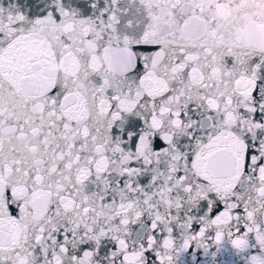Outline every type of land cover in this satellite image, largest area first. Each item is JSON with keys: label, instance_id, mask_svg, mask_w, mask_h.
Segmentation results:
<instances>
[{"label": "snow or ice", "instance_id": "6c2138e0", "mask_svg": "<svg viewBox=\"0 0 264 264\" xmlns=\"http://www.w3.org/2000/svg\"><path fill=\"white\" fill-rule=\"evenodd\" d=\"M0 264H264V0H0Z\"/></svg>", "mask_w": 264, "mask_h": 264}]
</instances>
